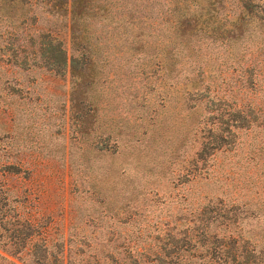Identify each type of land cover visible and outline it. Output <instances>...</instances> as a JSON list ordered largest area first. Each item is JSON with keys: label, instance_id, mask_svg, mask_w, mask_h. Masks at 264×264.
<instances>
[{"label": "trees", "instance_id": "1", "mask_svg": "<svg viewBox=\"0 0 264 264\" xmlns=\"http://www.w3.org/2000/svg\"><path fill=\"white\" fill-rule=\"evenodd\" d=\"M165 1L154 30L128 0H0V23L11 27L17 21L28 29L20 51L34 50L37 59L29 66L68 74L73 118L88 127L92 115L86 106L117 53L125 54L132 77L145 80L146 67L155 66L168 88L182 83L186 114L204 111L194 125L196 146L184 174L206 179L214 173L209 161L216 154L242 153L252 133L253 142L261 138L245 157L264 151V0ZM31 3L60 19L68 50L53 29L32 27L37 17ZM23 59L22 54L21 66ZM185 65L187 74L178 80ZM230 167L226 177L238 171ZM253 168L244 167L237 199L186 203L172 220H153L151 229H107L97 238L58 234L48 240L36 222L15 209L8 212L14 200L0 189V264H264V180L259 182ZM131 221L116 219L120 225Z\"/></svg>", "mask_w": 264, "mask_h": 264}, {"label": "rangeland", "instance_id": "2", "mask_svg": "<svg viewBox=\"0 0 264 264\" xmlns=\"http://www.w3.org/2000/svg\"><path fill=\"white\" fill-rule=\"evenodd\" d=\"M128 2L145 13L152 30L157 28L165 0ZM29 9L37 17L32 27L53 29L68 50L60 19L32 3ZM10 22L11 27L0 23V189L14 200L8 212L15 209L36 222L48 240L61 238L58 234L97 238L107 229H151L153 220H172L186 203L237 199L244 167H254L263 183L264 151L251 160L245 157L261 138L258 134L253 142V133L245 138L242 153L216 154L209 161L214 168L209 178L185 175L196 146L194 125L204 111L186 114L180 97L183 84L168 88L165 74L155 66L146 67L145 80L132 77L125 54L110 57L100 73L96 95L86 106L90 126L75 120L68 74L53 76L29 66L37 59L34 50L20 51L28 29ZM22 54L25 66L20 65ZM188 69L185 65L179 70L178 80ZM229 166L238 171L226 177ZM121 216L132 221L120 225L116 219Z\"/></svg>", "mask_w": 264, "mask_h": 264}]
</instances>
